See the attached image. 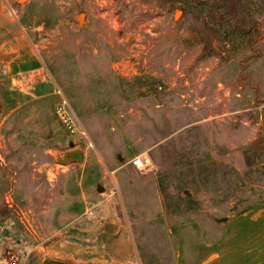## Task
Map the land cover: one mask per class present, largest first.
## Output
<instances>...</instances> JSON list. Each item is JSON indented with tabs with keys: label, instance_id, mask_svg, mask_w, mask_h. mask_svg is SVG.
Instances as JSON below:
<instances>
[{
	"label": "rangeland",
	"instance_id": "rangeland-1",
	"mask_svg": "<svg viewBox=\"0 0 264 264\" xmlns=\"http://www.w3.org/2000/svg\"><path fill=\"white\" fill-rule=\"evenodd\" d=\"M263 203L264 0H0V256L175 264Z\"/></svg>",
	"mask_w": 264,
	"mask_h": 264
},
{
	"label": "crops",
	"instance_id": "crops-1",
	"mask_svg": "<svg viewBox=\"0 0 264 264\" xmlns=\"http://www.w3.org/2000/svg\"><path fill=\"white\" fill-rule=\"evenodd\" d=\"M213 223L218 229L213 239L197 221L171 228L176 239L175 264H264V203L223 223ZM110 234L118 232L103 225L94 233L102 245L108 244ZM124 264L137 262L130 257Z\"/></svg>",
	"mask_w": 264,
	"mask_h": 264
},
{
	"label": "built area",
	"instance_id": "built-area-1",
	"mask_svg": "<svg viewBox=\"0 0 264 264\" xmlns=\"http://www.w3.org/2000/svg\"><path fill=\"white\" fill-rule=\"evenodd\" d=\"M56 92L61 97V105L58 109V116L63 122L64 126L70 132V134H78L84 138H88L86 129L82 126L74 112L72 111L70 104L62 91L58 88ZM131 165L137 168L140 172H148L152 168V160L146 154L135 156L131 160ZM19 256L12 250H6L0 256V264H16L19 261Z\"/></svg>",
	"mask_w": 264,
	"mask_h": 264
},
{
	"label": "water",
	"instance_id": "water-1",
	"mask_svg": "<svg viewBox=\"0 0 264 264\" xmlns=\"http://www.w3.org/2000/svg\"><path fill=\"white\" fill-rule=\"evenodd\" d=\"M82 158L81 152H70L66 155L65 161L68 160H80ZM217 223H223L229 219L227 216H219L213 218Z\"/></svg>",
	"mask_w": 264,
	"mask_h": 264
},
{
	"label": "bare ground",
	"instance_id": "bare-ground-1",
	"mask_svg": "<svg viewBox=\"0 0 264 264\" xmlns=\"http://www.w3.org/2000/svg\"><path fill=\"white\" fill-rule=\"evenodd\" d=\"M180 13H178V15H179Z\"/></svg>",
	"mask_w": 264,
	"mask_h": 264
}]
</instances>
